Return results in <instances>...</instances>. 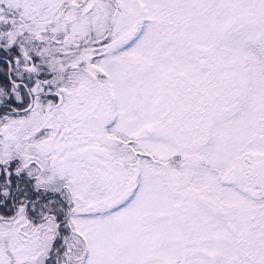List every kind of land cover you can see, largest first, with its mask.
I'll return each mask as SVG.
<instances>
[{
	"label": "rangeland",
	"instance_id": "374dc122",
	"mask_svg": "<svg viewBox=\"0 0 264 264\" xmlns=\"http://www.w3.org/2000/svg\"><path fill=\"white\" fill-rule=\"evenodd\" d=\"M67 1L30 0L31 34L97 28L90 0L65 24ZM109 1L92 14L112 15L93 63L102 69L90 62L93 76H79L62 105L64 143H43L63 155L78 145L79 169L68 181L64 162L67 190H58L66 249L49 262L264 264V0ZM86 144L109 158L86 166ZM53 221L35 230L24 213L8 229L0 222L11 250L0 264H44L58 247Z\"/></svg>",
	"mask_w": 264,
	"mask_h": 264
},
{
	"label": "flooded vegetation",
	"instance_id": "af4514ba",
	"mask_svg": "<svg viewBox=\"0 0 264 264\" xmlns=\"http://www.w3.org/2000/svg\"><path fill=\"white\" fill-rule=\"evenodd\" d=\"M85 1L89 3L88 0ZM69 2V4L68 1L63 4L64 8L60 10V18L66 19L65 24L73 25L77 21L76 16L83 11L82 9L85 3L78 0H70ZM97 2H99V0H90V3L87 5L89 9L87 12L92 11ZM29 6L30 0H18L17 2H13V0H0V62L7 66V80L3 76L6 84H4L5 86L2 88L0 86V97L17 100L29 99V103L25 110H17L9 103L0 105V109H3L1 108L2 106H6L7 109L5 114L0 117V175H5L6 178H3L7 182L13 178L22 181L30 188H24V190H54V192L49 191L51 192L48 194L49 197L58 195L60 198L61 192H58V190H65L63 189V183L67 182L66 176H64L62 172V164L66 162L69 166V168L64 167L68 173V181L73 180L71 174L79 169L75 164V160H78V145L75 139L69 141L70 147L65 149L66 155L52 152V150L46 147L47 145H43V143L47 141L50 142L51 146L64 143L63 137L65 136L62 133L64 128L62 122L63 111H61V107L66 102L64 100L75 96L73 94L76 92V90L71 89L69 87L70 84H67L64 80L65 69L61 68L63 65L62 57H71V67H73V72L78 76H86L87 73L93 76V74L87 70V66L92 62V67L100 71L101 66L95 65L94 67L93 63L95 58L98 59V57H101V54L104 55V51H99V49H102V44H89L90 48L86 47L78 52H72L68 49L73 46V44L70 43L52 45L46 42H32L30 32L32 16ZM38 18L42 17L38 16ZM38 22L41 27H44L40 19ZM51 31L55 32L54 30ZM58 31L59 29L56 28L55 33H59ZM10 33L18 34L16 39H14L15 41L8 39L7 35ZM70 35L74 38L73 35L77 36L78 34L70 33ZM65 40H68L66 36ZM77 46L78 45L75 47ZM95 46L98 47L95 48ZM31 47H33V53L31 52ZM52 47L56 48L59 53L52 51V49L50 50ZM75 47L72 50L77 51ZM46 51L47 54L48 51H52L53 53H50L51 55H59L55 60L58 68L56 71L49 73V76H46V73H48L47 70L43 71L45 68H42L39 72L37 68V63L44 59L43 57L46 55ZM46 62L52 63V61L49 60L43 61V63ZM40 98L50 99L52 102L56 100L57 102L56 104L50 102V105L47 106L46 109H41V107H39V111L36 115L40 123L37 127L30 129V124H26L27 118L21 121L11 119L10 114H19L21 111H27L30 105L37 108L34 99ZM66 114L68 115L67 112ZM72 120L71 118V121ZM70 131L71 124L68 133H70ZM34 144L38 147L36 151L31 150L32 148L34 149ZM90 145L98 146L106 150L100 144H86L85 147ZM20 147L22 150L21 154H19L21 150H17ZM84 148L80 150V157L84 159L82 161L83 163L86 161V166H94V161L100 158H109V154L107 153L106 156L94 155L90 159L85 158L81 153ZM89 162L93 163L89 164ZM86 166L84 167L86 168ZM31 178L35 180V185H32ZM70 183L67 184L69 185L68 187H70ZM67 185L65 186L66 188H68ZM45 203L42 205L43 215H41L39 219L31 218V212H26L28 218L27 225L31 227L33 223L40 225L46 224L48 220L51 221V219H54L57 221L58 227L61 228V219L52 218L53 215L45 211ZM17 217V212L12 218L10 217L11 219L9 220L0 216V222L12 224L14 223L13 221H16ZM60 232L62 231L59 230L58 233ZM49 263L52 264L51 261Z\"/></svg>",
	"mask_w": 264,
	"mask_h": 264
},
{
	"label": "trees",
	"instance_id": "16d2710c",
	"mask_svg": "<svg viewBox=\"0 0 264 264\" xmlns=\"http://www.w3.org/2000/svg\"><path fill=\"white\" fill-rule=\"evenodd\" d=\"M111 1H109V2H111ZM92 14H94V10L89 12L90 17L87 19L90 20L91 23L93 21L92 19L95 20V24L97 26L96 29H94L93 27L90 26L92 28V29H90V31H88L86 33L80 32V34H78L77 36L73 35L74 38H72L70 33H69L71 29H69V31H68L67 30L68 27L64 29L65 30L64 32L62 30H59L58 31L59 33H54L49 28H46L41 34H40V32H38L37 36L34 35V33H32L31 34V41L35 42V43L46 42L47 44H52V45L62 44V43H70V44H73V46L69 47L68 49L71 50L72 52H78L82 48L85 49L86 47L90 48L89 44L95 45V44H101V43L110 41V39H111V28H110L111 19L110 18L112 15L110 14V16H109L107 13V15L104 16V18H102L105 20V23H103L102 19L100 20L98 17H96V18L92 17ZM34 19H35V17L31 18V20H34ZM38 20H39V18H38ZM44 25L45 24H43V26ZM65 36H66V38H68V40H65ZM76 45H78V46L75 47ZM74 47L77 49V51L72 50ZM51 49H52V51L59 53V51H57L56 48L52 47V48H50V50ZM31 52L33 53V47H31ZM0 53H1V51H0ZM49 53H50V51L48 52V54L46 51V55L43 57L44 59L41 60L39 63H37L38 72L42 68H45V69H43V71L44 70L48 71V73H46V76H49V73L56 71V69L58 68L57 64L55 63V60L57 59V57L59 55H50ZM62 58H63V63H62L63 65L61 66V68L65 69L64 80L67 84H70L69 87L71 89H75L74 86L76 87V85L79 81V78H78L79 76L73 72V67H71V63H70L71 57L70 56H63ZM44 60H50V61H52V63H48V62L43 63ZM5 66H6L5 64H2L0 62V86H1V88L5 86L4 84H6V82L3 79V76L7 80V66L6 67ZM84 78H85V76L83 75L81 78V84L83 83ZM0 100H1L0 105L9 103L12 105V107H14L17 110L26 109V107L29 103V99L17 100V99H11V98H4L2 96L0 97ZM34 100L36 102L35 106H37L36 109H39V107H41V109H46L47 106L50 105V102H52L50 99H43V98L34 99ZM64 101H68V100L65 99ZM56 102L57 101L55 100L52 103L56 104ZM1 108H3V109H0V117L3 114H5V111H7L6 106H2ZM14 112H17V111H14ZM21 112H24V114H27V111H21ZM28 112L29 113L31 112V114H27V115H29L28 116L29 118H27L26 124H30V129H31L33 126V123H34V119L32 116V110L30 109V111H28ZM13 114H16V113H13ZM117 138L120 139V136L117 135ZM122 141H125L124 144L128 145V148L133 149L135 152L137 151L136 150L137 148L135 147L134 142H132L131 140H128V139L122 140ZM0 177H1L0 178V216L1 217H5V219L9 220L14 216V214L16 212L17 213H24L27 215L26 212L30 211L31 212V218L39 219L41 217V215H43L42 205H43V203L46 202L45 203L46 204L45 211L47 213H49L50 215H53L52 218L61 219V220L63 219V217L60 218V213L62 212V216H64V211H63L62 206H61L64 203H62V202L59 203L60 198L58 195L51 196L52 198L49 197V195H48L51 193L49 191L54 192V190H34V191L33 190H24V188L25 189H30V188L28 186H26V184H24L22 181L13 178L9 182H7L3 178V177H5V175H0ZM31 181H32V185L33 184L35 185V182H34L35 180L31 178ZM19 182H21V183H19ZM61 196H63V193ZM13 222H15V221H13ZM54 222L55 221H53V223ZM61 222H63V220ZM5 224H6L5 229H8L9 226L11 227V225L13 223L12 224L5 223ZM53 226L55 229H57V233H56L57 238H56L55 242L57 243V240H58V247H55V250H53L52 253H48L49 255H48L47 259L45 260V258H44V261H45L44 264H50L49 260H51L53 257L61 254L66 249V242L64 241L66 238L65 233L63 231L58 233V231L60 230V227H58L57 223L53 224ZM38 227H40L39 224L33 223L32 226L30 227V229L35 230V229H38ZM11 236H12V234H11ZM7 239H8V241H10L9 238H7ZM7 239H0V251L3 249V247L7 248V246H8V249H7L8 252L11 251L10 247H9L10 242H6ZM80 241H82V240H80ZM52 242L48 241L45 249H47V247L50 246L49 244H51ZM61 248H63V249H61ZM42 252L45 253V252H47V250L42 251ZM40 255H41V252H40ZM40 255H39V258L41 260L45 255H43V256H40ZM66 255L67 254H63V257L66 258L65 257ZM73 257L76 260V264H78L77 257L76 256H73ZM11 259L12 260L10 261V264H14L13 256Z\"/></svg>",
	"mask_w": 264,
	"mask_h": 264
},
{
	"label": "water",
	"instance_id": "95a60500",
	"mask_svg": "<svg viewBox=\"0 0 264 264\" xmlns=\"http://www.w3.org/2000/svg\"><path fill=\"white\" fill-rule=\"evenodd\" d=\"M82 155L85 156V158H88L90 159L92 156H96V155H99V156H106V150L102 149L101 147H98V146H94V145H90V146H87L85 147L83 150H82Z\"/></svg>",
	"mask_w": 264,
	"mask_h": 264
},
{
	"label": "bare ground",
	"instance_id": "6f19581e",
	"mask_svg": "<svg viewBox=\"0 0 264 264\" xmlns=\"http://www.w3.org/2000/svg\"><path fill=\"white\" fill-rule=\"evenodd\" d=\"M30 109L32 110V116H33V119H34V123H33V126L32 128L34 127H37L40 123L39 121V118H37V112L39 111L38 109L34 108L33 105H30L28 108H27V111H30ZM25 110V109H24ZM31 113V112H30ZM25 117L24 116V112H21L19 113L18 117H17V114H10V117L11 119L15 120V121H21V120H25V118H22L20 119V117ZM36 125V126H35Z\"/></svg>",
	"mask_w": 264,
	"mask_h": 264
}]
</instances>
